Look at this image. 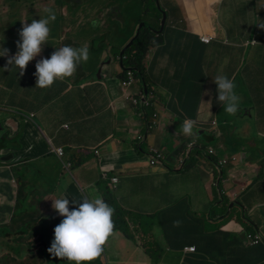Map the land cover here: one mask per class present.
Listing matches in <instances>:
<instances>
[{
	"label": "crops",
	"instance_id": "1",
	"mask_svg": "<svg viewBox=\"0 0 264 264\" xmlns=\"http://www.w3.org/2000/svg\"><path fill=\"white\" fill-rule=\"evenodd\" d=\"M158 1L168 20L163 43L150 49L144 61L151 87L136 83L121 89L123 70L113 64L114 52L107 44L99 62L92 65L97 66L96 72L103 65L101 78L90 71L88 60L81 63L78 77L41 89L36 87V63L50 58L49 53L60 45L88 48L91 43L94 52L92 40L73 35L71 24L85 15L95 21L102 13L84 12L88 3L84 0L53 1L46 8L35 7L40 0H0V23L19 20V31L24 22L45 18V9L63 20L61 29L50 23L49 43L29 62L26 76H20L14 66L5 71L1 62L0 230L10 231L16 204L25 198L30 208L21 214L28 220L21 222L28 229L22 236L32 237L39 225L31 224L50 216L52 222L46 223L49 229L44 233L51 231V241L47 235L43 242L37 239L41 243L37 247L47 249L55 227L64 219L53 208L48 210L52 200L69 199L71 210L78 207L71 200L99 197L114 208L116 228L102 255L88 264H264V242L250 245L245 239L249 227L264 240V136L257 129L247 134L246 125L236 123L239 113L231 122L223 106L213 100L218 96L213 80L217 75L244 88L253 81L250 75L261 73L262 87L264 49L257 48L264 45V28L259 26L264 25V0ZM20 4L27 6L28 11L19 9L23 15L13 9ZM204 36L211 39L209 44L201 42ZM12 40L0 39V51L9 50L6 60L18 52ZM252 40L256 46L250 44ZM89 56L91 62L90 50ZM148 89L147 118L153 128L141 154L134 138L146 133L140 102L142 91ZM248 114L252 121L256 119V108ZM185 119L196 122L195 139L182 133ZM230 127L235 128L233 134ZM244 135L249 138L235 141ZM54 148L64 149L63 161L69 169L60 163ZM10 154L12 159L2 160ZM235 157L240 158L237 163ZM155 158L157 164L151 166ZM34 166L40 170L37 180L25 172ZM114 178L118 179L115 189ZM131 217L149 218L152 229L146 233L147 246L159 247L156 259L138 239L124 234ZM192 246L195 252L186 251ZM3 255L13 256L7 249L0 251Z\"/></svg>",
	"mask_w": 264,
	"mask_h": 264
},
{
	"label": "rangeland",
	"instance_id": "2",
	"mask_svg": "<svg viewBox=\"0 0 264 264\" xmlns=\"http://www.w3.org/2000/svg\"><path fill=\"white\" fill-rule=\"evenodd\" d=\"M16 1H18V0H16ZM53 1L55 2V4L56 3L60 4V2H62L64 0H40V2L35 5V7L39 8V6L41 4V6L43 8H46L49 4L54 3ZM70 1H77V0H70ZM84 1H88L87 8H82V10L84 12H86V11H97V10H99L101 12V11H104V10L109 8L108 10H110V15L107 16L106 20H109L112 24V27L107 31L103 30L101 26H98V25L102 24L103 14H101L99 19L95 18V21L91 20L92 19L91 15H89V16L85 15L84 17H79V18L77 17V19H79V21H74L71 24L72 25V31H74L73 35L75 33L77 34L78 32H80L81 36L88 37L87 40H92V43L95 46L94 47L95 50L93 52L91 50V48H92L91 43L88 44V49L90 50V52H92V60L90 62L91 57L89 56L88 67L99 62L103 48L105 47L106 44H108L110 47V53L114 52V54L111 55V57L113 59L112 60L113 64L118 65L119 67L122 68V66L119 62L120 60L119 61L117 60L116 51L121 53L122 52L121 49H124V47L130 42V40L133 39L134 35L136 34V31L142 27H148L153 31L154 30L159 31L161 29L162 15H161L160 9L158 7V4L156 2H154L153 0L151 2H149V1L144 2V0H84ZM216 6H217V10H218V8H219L218 2H216ZM26 7H27L26 5L20 4V7H16L13 9H18V11H16V12L18 14L21 13V15H23V12L19 9H26ZM6 9H12V8H9V6H8V7H6ZM78 10L80 13L81 8ZM25 11H28V10L26 9ZM7 12H8V10H7ZM116 13H118V15H116ZM120 15L122 16V18H120L121 17ZM68 18H70V17H68ZM18 21L19 20H8V21L0 23V27L2 28L1 33H0V39L1 40L5 39V38H8V40H12L14 38V36L16 35L15 39L12 40V41H15V46H16L17 41L20 40V36H19L20 31L17 28V26L19 25ZM117 21H122V22L119 23V25H118V24H116ZM52 23L59 26V29H61L63 26V20L59 19V17H57V16H56V20ZM158 36H160V35L154 34L152 37L157 38ZM130 37H131V39H129ZM162 40H163V38H162ZM250 42H251L250 44H252L253 46L257 45V42L255 40L254 41L252 40ZM100 44L102 45L103 48H99ZM17 49H18V47H17ZM53 49H54L53 52H55V47ZM257 49L263 50L264 45L262 47L258 46ZM120 53H119V55H120ZM185 54L188 55L186 51H185ZM51 55L52 54L49 53L50 57H51ZM108 55H109V51H108ZM111 57L109 56L107 59H111ZM107 59L105 60L104 63H108L109 60H107ZM7 61H8V59L6 60V57L0 56V69L2 67L1 62H2L3 67H5L7 65ZM263 65H264V62H263ZM102 67H103V65H100L99 68L97 69V72H96L95 69L97 68V66H92L90 68V71L93 74H95L96 78H98L97 75H98L99 69ZM81 68H83V65L81 66V64H80L78 69H77L78 72H76L73 75L74 78L78 77L79 72H80L79 70H81ZM146 73H147V68H146ZM138 78H140L139 75H138ZM146 78H147L146 80L148 82L147 86L151 87L152 85H150L149 78L147 75H146ZM250 78H253V81L248 82L244 88H239L237 86L235 89V92L240 97L239 111L237 112V113H239V115L237 116L236 123L245 124L247 129H248L247 134H249L251 131H253L255 129H257V131L261 133L263 131V127H264V81L262 82V87H261V73L255 74V75H250L249 81H250ZM133 80H134V83L127 89H131V87L134 84L138 83V81L134 77H133ZM126 81H128V77L126 80H122L120 77L119 83L121 85V89H122V83L126 82ZM0 87H3V86H0ZM243 91H245L246 93H243ZM213 100L217 101V98H215ZM145 107H146V104H145ZM253 108H256V115H257L256 117L257 118L252 121L250 119V115L248 114V112H249V110H251ZM224 114L226 115V118H229L231 120V122L234 121L235 115H230L226 112H224ZM154 116L155 115H153L152 118H154ZM222 116H223V113H222ZM259 116L263 117L262 120L259 119ZM230 129H232V134H233V132H235V128L230 127ZM232 134L229 137H232ZM242 138H249V136L248 135H244L242 137L236 136L235 141L236 142L238 140L242 141L243 140ZM255 138L259 139V137H255ZM258 143L263 144V141H259ZM242 144H243V142H242ZM218 145H219V143L216 142L214 147L216 148V147H218ZM142 149H143V146H142ZM145 150H146V148H145ZM223 150L226 151V148L224 147ZM138 151H139V148H138ZM60 158L58 157L60 163L65 167L66 163L63 161V157H60ZM239 160H240L239 157L234 158L235 163H237ZM231 161H233L232 158H231ZM222 165H223V161L219 162L218 167L222 168ZM66 167L69 169L68 166H66ZM226 169L227 168H225L224 170L226 171ZM25 172L27 173V175L29 177L34 175L35 180H37L36 176L38 174L40 175V170L37 166H34L31 170L25 171ZM114 179H116V178H114ZM117 182H118V179H117ZM116 184L112 183V186L114 189H115L114 186ZM102 189L104 190V185L102 186ZM99 190H101V186L99 187ZM110 190L113 191L111 186H110ZM51 208H52V206L48 210H50ZM19 216H21V214H19ZM24 216L29 217V215H27V214H25ZM40 218L41 217H39L38 219H40ZM22 219H23V221H28L27 219H25L23 217H22ZM239 220L240 219H238V221ZM42 221H51L52 222L50 216L44 215V216H42V220L38 224L32 223L31 225L34 227V226L40 224V228L46 229L47 224H46V222L43 223ZM149 223H150V220L148 217H140V218L131 217L129 219V221L126 222V225H124L123 230H124V233L127 234L128 236H130L131 238H133L134 241H136L138 239L144 246H147L148 245V239H147L146 233L148 230L152 229V227L150 226ZM10 224H11V222H10ZM21 224L22 223H19V225H21ZM54 225H56V224H54ZM11 227L12 226H10L9 228H11ZM20 227L21 226L14 227V228L16 230H18V229H20ZM135 227L140 229L139 232H142L143 234H138ZM27 230L28 229H23L22 231L19 230V231H16L14 233H11L9 235L8 230L1 227V230H0V251H3L5 249H8L9 251L13 250L14 252L19 251L18 254L21 257L23 252L27 251L29 248V245H32L33 242H35V243L33 244L32 248H34L36 246H40L41 243L37 241L38 237H41L39 235L34 239L32 237H29V241L27 240L25 243H23V245L21 247L15 245L12 241H10L8 239V238L16 239ZM50 233H51V231L47 232L48 235ZM137 234H138V236L136 237ZM253 237H258L260 239V241H262L260 235H253ZM245 239L250 243V245H252V242L248 239V235H246V234H245ZM39 243H40V245H39ZM147 247H148L147 249L150 252H152L154 255H158L159 247L156 244H152V245H149ZM38 250H40V247L38 248ZM41 250H42V253L45 254V260H46V262L42 263V264H67V263H65L64 260L59 259V260L55 261V258L46 252V248L44 246L41 248ZM32 251H35V250L33 249ZM32 251L29 252V256L24 257L23 264H35V263L41 264L42 261L40 263H38L39 260H38L37 256H34V257L32 256V255H34V252H32ZM186 251L191 252L189 250V247L186 249ZM39 252L40 251H38L37 253H39ZM12 254L15 255V253H13V252H12ZM0 261L8 262L9 264L14 263V261L7 255L4 256L3 258H1ZM15 264H17V263L15 262ZM69 264H71V263H69Z\"/></svg>",
	"mask_w": 264,
	"mask_h": 264
},
{
	"label": "clouds",
	"instance_id": "3",
	"mask_svg": "<svg viewBox=\"0 0 264 264\" xmlns=\"http://www.w3.org/2000/svg\"><path fill=\"white\" fill-rule=\"evenodd\" d=\"M45 12L48 14L45 18L33 19L30 24L23 23L19 32L20 40L17 41L19 50L9 57L5 71L14 66L18 68L19 75L23 76L29 62L43 52L44 45L49 43V25L56 20V15L51 9H45ZM259 26L264 28V25ZM8 53L9 50L3 48L0 56H8ZM88 60L87 47L74 48L66 45L58 48L50 58H43L36 63V87L47 89L56 81L72 77L79 65ZM213 80L217 85V100L223 106L224 112L235 115L239 111L240 102V97L235 92L237 85L223 75H217ZM180 127L185 136L195 139L198 135L195 121L185 119ZM258 135L264 136V133ZM52 201V208L64 219L54 229V240L48 249L49 253L74 264H88L99 258L106 242L114 233V208L99 197L94 200L87 197L82 201L71 200L78 205L71 210L70 200L67 198Z\"/></svg>",
	"mask_w": 264,
	"mask_h": 264
},
{
	"label": "trees",
	"instance_id": "4",
	"mask_svg": "<svg viewBox=\"0 0 264 264\" xmlns=\"http://www.w3.org/2000/svg\"><path fill=\"white\" fill-rule=\"evenodd\" d=\"M146 1L151 2L152 0H144V2H146ZM153 1L155 2V0H153ZM108 9H106L104 11H101V13L103 14L102 24L101 25H98V26H101L102 29L105 30V31L109 30L112 27L111 22L109 20H106L107 19V16L110 15V10H108ZM116 15H118V13H116ZM74 18H76V17H74ZM99 18H97V19H99ZM120 18H122V16ZM121 22L122 21H117L116 24L119 25V23H121ZM156 31H158V30H156ZM156 31L155 30L153 31L150 28L145 27L140 32V34L138 35L137 39L134 41L133 45L129 49H127L125 51V53L123 55V61H122V63H123L122 64V70H123V72L121 74V76H123V80H126L127 79V76H128V72L127 71L130 70L132 72V74H133V77L138 81V83L140 84L141 87H144L145 88L147 86L148 82L146 80L147 79L146 78V65L144 64V60H145V58H146V56H147V54H148V52H149L150 49L157 48V47H159L163 43V40H162V36L163 35L162 34L155 33ZM52 33H53V27H52ZM77 34L80 35V32H78ZM154 34L155 35H160V36H158L157 38L156 37H152ZM129 39H131V38H129ZM99 46L101 48H103L101 44ZM61 47H63V45H60L58 48H61ZM119 53L120 52L116 51V57H117V60L118 61H119V56H120ZM120 64H121V62H120ZM138 75H139L140 78H138ZM24 76H26V75L24 74ZM142 92L144 94L145 90H143ZM147 92H149V89L147 90ZM141 96L143 97L142 93H141ZM139 101H140V99H139ZM144 113H146V116H147V107H145ZM147 122L149 124V127L152 129L153 128V124L150 122V120L148 118H147ZM135 142L138 145L140 143V140L135 141ZM133 145L135 146L134 143H133ZM136 148L138 149L139 146L136 147ZM139 153L142 154L143 151H140L139 150ZM106 203L109 206H112L108 202V199L106 200ZM29 208L30 207H28V204H27V201L25 200V198H20L19 199V202L16 204L15 212H14L13 217H12V220H11V226L12 227H11V229H9L10 231H8L9 232V235L11 233H14V232L19 231V230L22 231L23 226L22 225H19V223L23 222V219L21 217L22 215L19 216V214H23L24 213L23 211L26 210V209H29ZM42 222L43 223L46 222V223L49 224V221H42ZM115 223H116V220H115ZM115 223H114V225H116ZM18 226H21V227H20V229L16 230L14 227H18ZM115 228H116V226H115ZM47 229H49V228H46V229L40 228V224H39L38 229H37V232L35 233L36 230L33 231V232H31V236L32 237H36V236L39 235V236H41V241L43 242V241H45L44 240L45 237H46L45 235H47V239L50 240L51 238L48 237V234H45L44 233V231H46ZM245 234L248 235V236H253L255 233H254V231L251 230V228L248 227V230L247 229L245 230ZM125 235L128 237L127 234H125ZM27 240L29 241V238L28 237H23L22 235H20L18 238L14 239L12 242L15 245L21 247L23 245V243H25ZM47 243L49 245L48 247L50 248L51 247V243H49V242H47ZM260 243H263V241H261ZM33 244L34 243H32V245H29L28 250L25 251V252H23V254L21 255V257L18 254L19 251L18 252H14L13 250H11L10 251L11 253L12 252L15 253V255L12 254L13 256H11V259L14 261V263H12V264H15V262L17 264H23L24 257L26 255H29V252H31L33 249L35 251H32V252H34V255H32V256L33 257L34 256H37V258L39 260L38 263H40L41 261H42L41 264L42 263H45L46 262V260H45V254L42 253V250H38V247L37 246L34 247V248H32ZM49 248L46 249V252L48 254H50L49 251H48ZM144 248L149 253V255H150L151 258H155V259L157 258L156 256H154V254L152 252H150L147 249L148 248L147 246H145ZM38 251H40V252L37 253ZM0 264H9V263L8 262H4V261H0Z\"/></svg>",
	"mask_w": 264,
	"mask_h": 264
},
{
	"label": "water",
	"instance_id": "5",
	"mask_svg": "<svg viewBox=\"0 0 264 264\" xmlns=\"http://www.w3.org/2000/svg\"><path fill=\"white\" fill-rule=\"evenodd\" d=\"M158 2H159V1L156 0V3L158 4V7H159L160 12H161V14H162V22H161V29H160L159 31H156L155 33L163 34V32H164V30H165V28H166L167 20H168V13L165 12V11H163V10L160 8ZM144 28H145V27H142V28L138 29V30L136 31V34H135L134 38H133L132 40H130V42L124 47V49H122V52L120 53V56H119V60H120V62H121V66H122V64H123L122 61H123V55H124L125 51H126L127 49H129V48L133 45L134 41L137 39L138 35L140 34V32H141ZM101 69H102V68L99 69V72H98V75H97L98 78H101V77H102V75H101ZM127 72H131V71L128 70ZM148 97H149V96H148V92L145 91V92H144V95H143V97H142V99H141V102H140V105H141V109H142V111L145 110V104L147 103V99H148ZM144 115H145V117H146V118L144 119V121H145V126H146V130H145L146 133H145L144 135H142L141 140H140V143H139V145H138L140 151H143L142 146H143L144 142H145L146 139H147V136H148V134H149L148 132H149V129H150L149 124H148V122H147V116H146V113H144ZM138 138H140V135H139V134L136 135V137L134 138L135 141H136ZM134 139H133V140H134ZM150 157L153 158L152 155H151ZM12 158H13V155L10 154L9 156L3 157L2 160H9V159H12ZM261 240L264 242V240H263L262 237H261Z\"/></svg>",
	"mask_w": 264,
	"mask_h": 264
},
{
	"label": "built area",
	"instance_id": "6",
	"mask_svg": "<svg viewBox=\"0 0 264 264\" xmlns=\"http://www.w3.org/2000/svg\"><path fill=\"white\" fill-rule=\"evenodd\" d=\"M201 42L204 43V44H209L211 42V39H209L208 37L204 36L201 38ZM128 81L126 82H123L122 83V87L124 89H127L129 88L133 83H134V80H133V74L132 72H128ZM149 106V102L146 103V107ZM155 117V116H154ZM139 140H141V137L138 138ZM53 151L55 152V154L60 158V157H63L65 152L63 150V148H54ZM210 154L213 155L214 152L213 151H210ZM61 159V158H60ZM157 164V160L156 158L153 159L151 162H150V165L151 166H156ZM111 182L116 184L117 183V179H111ZM248 239L252 242V245H258L261 241L258 237H253V236H248ZM189 250L191 252H195L196 251V247L192 246V247H189Z\"/></svg>",
	"mask_w": 264,
	"mask_h": 264
},
{
	"label": "bare ground",
	"instance_id": "7",
	"mask_svg": "<svg viewBox=\"0 0 264 264\" xmlns=\"http://www.w3.org/2000/svg\"><path fill=\"white\" fill-rule=\"evenodd\" d=\"M11 150V149H10Z\"/></svg>",
	"mask_w": 264,
	"mask_h": 264
}]
</instances>
